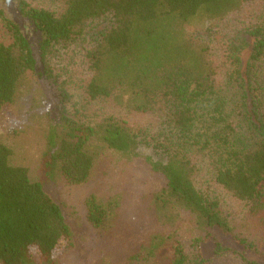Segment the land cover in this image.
<instances>
[{"label": "trees", "instance_id": "1", "mask_svg": "<svg viewBox=\"0 0 264 264\" xmlns=\"http://www.w3.org/2000/svg\"><path fill=\"white\" fill-rule=\"evenodd\" d=\"M16 2L40 36V67L21 25L0 7V108L34 79L54 88L60 104L45 167L81 184L106 148L131 154L147 144L165 156L148 159L165 178L154 195L158 221L175 227L185 211L204 233L172 231L169 264H223L225 257L227 264H264V254L245 252L247 240L233 233L231 215L214 193L223 190L253 215L264 209V0ZM255 4L260 14L252 23L234 34L213 31ZM220 43L224 60L215 51ZM73 86L85 105L111 103L125 113L73 119L63 107ZM146 115L163 127L152 133L132 119ZM12 153L0 140V264H56L72 244V231L44 181L12 164ZM87 204L89 220L100 225L106 209L94 196ZM213 232L232 236L244 249L216 240L213 258H204L202 243Z\"/></svg>", "mask_w": 264, "mask_h": 264}, {"label": "rangeland", "instance_id": "2", "mask_svg": "<svg viewBox=\"0 0 264 264\" xmlns=\"http://www.w3.org/2000/svg\"><path fill=\"white\" fill-rule=\"evenodd\" d=\"M0 7L7 16L21 25L40 67V36L35 27L20 14L16 0H0ZM247 9L249 11L218 23V28L213 31L225 29L234 34L236 32L233 30L238 31L244 25L252 23V15H258L260 11L256 4ZM225 48L222 43L215 46V51L222 60ZM242 55V59L246 61L248 51ZM262 70L264 72V68ZM71 73L76 79L82 77L75 70ZM70 91L73 93L72 100L63 107L75 120H84L93 113L121 116L125 113L111 103H92L87 106L78 89L73 86ZM235 96L236 94L230 97L234 114L239 110L233 107L240 101ZM59 104L57 92L41 78L34 79L27 92L15 102L0 108V140L13 151L11 163L27 167L33 179L44 181V189L61 207L72 231V244L60 253L56 264H169L172 248L166 237L172 231L177 229L185 236L204 235L192 216L185 211L181 213L175 227L158 221L154 195L165 185V178L153 169L150 160H165V156L147 144H138L131 154L106 148L87 181L81 184L67 182L56 168H46L50 161L47 156L52 149L51 124L56 122ZM132 119L151 126L152 133L163 127V124L159 125L162 120L150 115ZM167 130L168 128L165 129ZM157 137L162 138L160 135ZM214 193L220 195L224 210L231 215L233 233L246 239L249 247L244 249L232 236L213 232V238L202 243L204 258H213L216 240L224 246L244 249L250 256L264 254V209L253 215L247 204L234 199L223 190L215 188ZM91 196L106 209V215L98 226L88 216L87 200ZM158 246L156 254L147 257L149 249L155 250ZM137 254L140 257L135 260L134 256ZM222 263L227 264L229 260L225 257ZM215 264H218V260Z\"/></svg>", "mask_w": 264, "mask_h": 264}]
</instances>
